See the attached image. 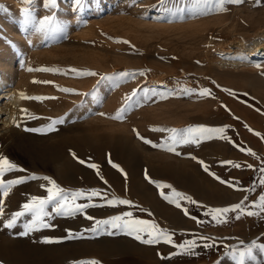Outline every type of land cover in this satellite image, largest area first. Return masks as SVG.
<instances>
[{
  "label": "rangeland",
  "instance_id": "1",
  "mask_svg": "<svg viewBox=\"0 0 264 264\" xmlns=\"http://www.w3.org/2000/svg\"><path fill=\"white\" fill-rule=\"evenodd\" d=\"M46 3L0 0L3 19L25 24L24 8L34 18L28 29L12 32L9 39L0 23V38L6 37L18 52L16 71L33 82L26 97L40 98L26 99L21 136L11 127L0 140V155L23 169L0 179L24 180L7 197L0 193V264L100 262L106 243L94 241L96 232L90 229L108 228L95 221L108 220L122 209L107 201L144 197V184L150 186L146 175L158 185H186L191 175H196L197 185L204 177L231 184L234 168L223 162H241V148L256 153L254 133H261L256 118L264 120V54L252 64L233 66V54L246 51L236 42L264 29V0L224 4L223 10L216 0H81L79 5L76 0H56L54 9ZM45 16H54L62 30L37 31ZM71 69L97 75L78 76ZM205 88L211 96L199 95ZM92 118H97L93 130L86 124ZM57 119L64 122L47 131ZM190 127L225 128L237 146L213 138L166 151L172 130L182 133ZM93 164L96 168L89 166ZM33 175L47 176L67 192L83 191L85 196L76 203L89 207L83 214L64 216L49 205L45 223L50 227L27 236L20 233L32 222L30 213L13 228H4L31 196L46 198L41 185H50L29 179ZM91 191L100 196L88 199ZM69 231L80 238L67 239ZM46 239L59 242L43 243Z\"/></svg>",
  "mask_w": 264,
  "mask_h": 264
},
{
  "label": "crops",
  "instance_id": "2",
  "mask_svg": "<svg viewBox=\"0 0 264 264\" xmlns=\"http://www.w3.org/2000/svg\"><path fill=\"white\" fill-rule=\"evenodd\" d=\"M256 127L261 132L257 138L256 157L243 152L241 162H236L242 167L234 168L233 175H230L231 184L235 188L229 187L228 182L220 183L221 180L205 177L199 178L198 185L201 188H198L196 175L193 177L190 174L188 184L169 181L168 185L171 187L168 190L158 188L159 181L150 183V186L144 184V197L128 198L131 205H119V209H122L109 214L111 219L131 212L132 219L148 221L166 230L175 245L196 240V255L172 256V253L179 250L173 244H142L126 235L123 230L109 226L93 235L94 241L106 243V255L98 256L100 264H236L228 253L233 249L243 251L253 242L257 247L253 249L252 258L246 257L245 264H264V252L259 250V246L264 245V214L243 215L237 220V213H229L227 223L223 224H217L207 215L209 209L231 207L244 201L246 197V203H251L257 201L259 195H264V186L259 183L264 176L260 171L264 167V139H261L264 137V120L256 118ZM248 165L252 167L249 168ZM173 190L191 197L196 203L181 200V207L177 208L161 196L163 192L166 196L173 197ZM185 209L188 215H185ZM109 232L113 234L108 235ZM205 243L212 247H204Z\"/></svg>",
  "mask_w": 264,
  "mask_h": 264
},
{
  "label": "snow or ice",
  "instance_id": "3",
  "mask_svg": "<svg viewBox=\"0 0 264 264\" xmlns=\"http://www.w3.org/2000/svg\"><path fill=\"white\" fill-rule=\"evenodd\" d=\"M25 4L30 3V0H23ZM218 3V6L223 10L224 4H234L239 5L244 2V0H216ZM76 3L79 5L81 3V0H76ZM49 9H54L56 6V0H47V3L45 5ZM22 16L24 17V23L29 24L34 21V18L32 17V14L28 8H24L22 10ZM37 31H61L62 29L60 26L55 22L54 16H45L43 19L38 21V27L36 28ZM123 43H128L127 41H123ZM43 71H51L49 69H42ZM29 71H32V69H29ZM70 72L74 73L78 76H95L97 75L95 72H80L75 69L69 70ZM143 73H141L142 75ZM123 75L127 76L128 73H124ZM102 79H104L102 77ZM48 83V82H45ZM61 91L68 92V89H61ZM187 91V90H185ZM231 94V93H229ZM199 95L201 97H208L211 96V92L209 89L205 88L202 89L199 92ZM22 99H40L35 97H24L23 94H21ZM22 111H27L26 109ZM116 119H120L121 117L117 116ZM64 121L62 119L52 120L49 124L47 131H54L55 126L58 124H62ZM17 127L19 125H16ZM247 127V126H246ZM250 132L252 129H248ZM25 131H41L40 129H25ZM226 129L225 128H209V127H194V128H188L182 133L176 132V130H172V138H171V144L168 145L166 148V151L169 152H175V145L180 144H196L199 145L202 141L210 140L213 138L216 139H223L228 141L229 143H233L234 146L235 143L231 141L226 135H225ZM255 135L259 136V133H254ZM138 138L144 140L145 143H151L150 141L144 139L143 137H139V134L137 133ZM261 139H264V137H261ZM153 147H157L158 145H152ZM241 151L246 152L248 155L256 157V153L252 152L250 149H244L241 148ZM179 155V153H176ZM73 157H75V154L73 153ZM195 159V157H193ZM80 163H84V161H80ZM204 168V170L207 172L208 168L206 165H204L203 161H198ZM227 165H230L233 168H241L242 165L234 163L232 161H226L223 162ZM92 168H96V165H89ZM113 167H117V165H113ZM247 167L251 168L252 165H248ZM23 171V169H18L17 166L14 163L9 162V160L0 155V178H2L6 172L11 171ZM123 173L122 169H118ZM261 173H264V167L260 168ZM210 175H215L214 173H209ZM125 178H126V174ZM146 179L149 180L150 183H154L151 181L147 175L145 176ZM29 179H43L47 181L48 185L45 186L41 185L42 188L45 189L47 192L46 198H41L37 196H31L28 200V202L24 203L22 205L23 211H18L14 213L4 224L3 227L7 229L13 228L18 219L22 216H24L26 213H30L33 217V220L29 224L24 225V231L20 233L22 236H27L30 232L39 230L40 228H48L50 227L49 224L45 223V217L48 216V212H46V207L49 205H54L52 211H54L57 215H64V216H73L76 213H84V210L89 207V205L84 204H78L76 203L78 198H82L85 196V193L83 191H75V192H67L63 188H61L59 185L56 184V182L49 177H37L35 175L29 177ZM217 179H219L217 177ZM24 180L22 179H16V180H9L4 181L3 179H0V193H2L3 197H7L9 194V191L12 187H14L17 184L23 183ZM220 183H227L226 181L221 180ZM259 183L264 186V176L260 179ZM229 187L235 188L234 185L229 184ZM158 188H165V187H171L170 185H157ZM238 190V189H237ZM249 191H252V189H249ZM100 196V193L98 191H91L88 199H91L92 197ZM161 196L167 200L169 203L174 204L177 208L181 207V204L179 201H188L190 203H196V201L192 200L191 197L185 196L181 193L175 192L173 190V197L166 196L163 192H161ZM247 197L244 201H241L240 203L231 206V207H225V208H215V209H209L207 212V215H210L212 220L215 221L217 224H223L227 223V217L229 213H237L235 218L238 220L241 218V216H260L264 214V195H259L257 201H252L251 203H246ZM107 203L110 206L115 205H131V201L125 200V199H112L107 201ZM95 206V205H93ZM4 212V205L3 200L0 199V217L3 216ZM185 215H188L187 210H184ZM132 213L126 212L123 215L112 217L108 220H96L95 225L97 226H104V225H110L113 229L123 230L126 235H129L133 237L135 240L139 241L142 244L147 245H154L158 244L160 242H164L167 244H173L171 235L167 233L166 230L160 229L156 224L149 223L148 221L144 220H138V219H132ZM86 219L93 220L94 218L92 216H86ZM127 218V219H126ZM97 227L94 226L90 231L97 232ZM112 232H109L108 235H112ZM143 234V235H142ZM146 237V238H145ZM73 238H80L78 234L74 235L72 232H68L67 239H73ZM201 239H207V238H201ZM43 243H53V242H59V241H52V240H44ZM197 246L196 240H188L185 241L181 245H175L173 244V247L178 248L179 250L177 252L172 253V256L176 255H196L194 252L195 247ZM204 247H212V245L205 243ZM255 242H253L252 245L248 246L243 251H238L236 249H233L228 255L231 256V258L236 262V264H245V259L252 258L253 249L256 248ZM259 250L261 252H264V245L259 246ZM163 258V257H162ZM170 258V257H169ZM81 264H100L97 260H88L83 261Z\"/></svg>",
  "mask_w": 264,
  "mask_h": 264
},
{
  "label": "bare ground",
  "instance_id": "4",
  "mask_svg": "<svg viewBox=\"0 0 264 264\" xmlns=\"http://www.w3.org/2000/svg\"><path fill=\"white\" fill-rule=\"evenodd\" d=\"M0 23L2 24H0L2 26L1 30L6 33L4 35H7V38L10 37L8 35H12V32L14 33L21 28L28 29L27 24H23L18 20H13L10 17L3 19L1 15ZM16 33L17 32H15V34ZM5 38H0V131H2L0 132V140H3L9 135L8 130L11 127L14 128L17 136H21L23 130L22 113L25 112L22 110L26 109V99H22L21 94L26 97V93L34 86L32 81H27V79L24 80L20 76V73L16 71L14 62L15 60H18L16 59L18 57V52L7 42V40H5ZM10 38H12V36ZM236 45L239 48L246 47V51L243 52L240 49L233 54V58H235L233 66L239 68L240 66L254 63L255 57L264 54V29H260L245 40H238ZM96 122L97 118H92L88 120L86 124L88 126L90 125V128H92L91 130H93ZM16 125L19 126L17 127ZM15 134H12V136L16 137Z\"/></svg>",
  "mask_w": 264,
  "mask_h": 264
}]
</instances>
